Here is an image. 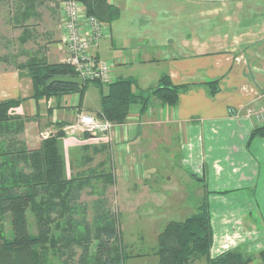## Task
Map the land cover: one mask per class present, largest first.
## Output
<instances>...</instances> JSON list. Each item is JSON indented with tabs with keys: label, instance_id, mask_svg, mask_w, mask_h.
Returning <instances> with one entry per match:
<instances>
[{
	"label": "crops",
	"instance_id": "obj_1",
	"mask_svg": "<svg viewBox=\"0 0 264 264\" xmlns=\"http://www.w3.org/2000/svg\"><path fill=\"white\" fill-rule=\"evenodd\" d=\"M108 1L120 7V15L103 23L104 36L92 52L111 63L114 80L132 79L136 93L148 95L166 75L175 84H187L175 106L152 96L148 108L134 105L111 136L86 138L81 130L70 134L66 127L81 112L98 115L100 88L94 105L86 102L87 92L83 97L54 96V102L31 98L33 80L27 68L16 67L9 52L22 50L24 59L17 61L21 64L32 57L64 62L62 0H32L27 23L34 25L26 41L23 29L12 22L26 5L18 12L12 0L0 3V15L20 42L11 51L0 47V100L25 99L15 111L32 117L24 133L30 149L39 148L44 137L56 131L54 123L69 122L61 142L68 175L102 170V162L112 164L115 180L125 178L124 185L132 186L126 208H119L130 211L132 225L139 218L135 211L144 209L145 196H152L151 208L164 197L144 183V173L160 175V167L174 163V150L180 151L178 171L184 174L177 176L188 177L194 187L187 191V204L191 201L199 209L208 194L214 231L211 256L238 246L256 255L250 264H262L264 136L250 140V135L264 124V0ZM215 79L220 80L216 93L207 84ZM161 158L166 162H155ZM120 167L126 172L117 175ZM222 191L231 192L232 201L230 195H220ZM165 199L169 204L174 200ZM219 199L224 202L215 204Z\"/></svg>",
	"mask_w": 264,
	"mask_h": 264
},
{
	"label": "trees",
	"instance_id": "obj_2",
	"mask_svg": "<svg viewBox=\"0 0 264 264\" xmlns=\"http://www.w3.org/2000/svg\"><path fill=\"white\" fill-rule=\"evenodd\" d=\"M80 1L87 13L97 16L102 23L109 24L120 15V7L108 0ZM33 4L32 0H17L18 12L20 7H26L22 14L15 15L16 23L11 17L13 25L23 29L21 38L25 41L34 25L27 23L29 5L32 9ZM32 58L16 64L17 68H27L33 80L31 98L39 101L71 93L85 95L89 80H85L84 85L49 82L55 76H77L71 66ZM93 82L100 85L102 94L98 115L115 124L126 122L136 104H140L142 110L148 108L152 96L163 105L175 106L180 93L188 88L187 84L173 83L168 75L163 76L161 85L148 95L136 93L134 81L129 78L107 85ZM207 84L214 93L220 90L218 79ZM24 100H0V264H126L132 256L125 249L130 248V244L122 238L117 223L118 210L110 205L109 191L115 179L106 180V187L97 191V178L110 173L95 169L90 173L83 170L68 175L61 142L67 135L64 128L69 122L54 123L56 131L44 137L39 148L30 149L24 133L32 117L15 112ZM90 136L83 133V137ZM257 136H264V124L252 129L250 140ZM85 193L89 200L84 199ZM30 214L35 217L37 232L29 225ZM213 241L211 207L206 192L197 212L185 220L169 223L159 234L153 253L158 256L159 264H250L256 258L254 253L238 246L211 256ZM260 255L264 264V249Z\"/></svg>",
	"mask_w": 264,
	"mask_h": 264
},
{
	"label": "rangeland",
	"instance_id": "obj_3",
	"mask_svg": "<svg viewBox=\"0 0 264 264\" xmlns=\"http://www.w3.org/2000/svg\"><path fill=\"white\" fill-rule=\"evenodd\" d=\"M12 6H15L16 10L18 6H16L17 0H12ZM19 3V2H18ZM1 21H5L4 23H1ZM18 33L13 35V33H10L9 28L7 27L6 18H2L0 15V47L7 48L9 51L12 50L13 46L19 45L18 42H16V36ZM4 37V38H3ZM8 45V46H7ZM19 51H13L9 52V55L12 56L10 59L16 61V64L19 59H24V52ZM13 53V54H12ZM0 55H4L3 53H0ZM20 57V58H19ZM2 61H0V65ZM100 85L96 82H88L85 93L87 92V98L86 102L89 105H94L95 101L97 100V96L99 95V87ZM66 95V94H65ZM74 95V94H71ZM72 97V96H69ZM41 100V99H40ZM55 99L50 101L54 102ZM18 109V107H17ZM71 107L69 108V110ZM16 112V111H15ZM77 119V118H76ZM121 124V123H120ZM89 133V132H87ZM90 134V133H89ZM173 151V150H171ZM180 151L174 150L172 159L174 161L171 162V167H167L166 165L163 167H160L159 172L161 174H152L150 173L149 176L147 175V172L144 173V183L147 181L149 184V188H152L158 193L159 195H162L164 197H160V200L162 203H160L155 208L152 207L151 197L152 196H145L147 198V201L142 204L144 205V209H139L135 211V214L139 217L135 221L136 223L132 225V219L130 216V211L128 209H122L120 210V206L122 208H126L127 205H125L126 201H129V190L132 188V186L129 188V186L124 185L125 178H117V180L113 181L112 189L109 191V196L111 198V207L118 210L117 212V223L119 227L121 228V234L122 238L125 243L130 244V248L127 247L126 252L130 253L132 256L126 260V264H157V257L153 253V249H155L158 245V237L159 234L166 228V226L173 222V221H182L185 220L188 216H191L195 212L198 211V209H195V204L192 205L191 201H188L187 204V196H188V189L194 188L189 183V178H184L183 176H177V173L180 172V174H184V171H178L180 166ZM163 158L156 160L155 162H161ZM158 168V167H157ZM156 168V169H157ZM121 171L126 172V169L124 167H120V172L117 173V175L121 174ZM102 173H110L108 176H102L97 178L98 183L97 191L102 190L106 187L105 181L110 180V178L115 179V169L113 168L112 164L110 163H104L102 162ZM110 176V177H109ZM169 176L173 177L171 181H166L163 177ZM175 178L177 180H175ZM130 179V178H129ZM128 179V181H129ZM139 178L133 179L134 181H139ZM178 179H181V181H178ZM195 179V177H194ZM131 181V179H130ZM185 185H184V183ZM108 183V182H107ZM150 190V189H148ZM223 190V189H220ZM152 191V190H151ZM173 193V194H167V193ZM158 195V196H159ZM220 195L223 196H229V201H232V194L231 192L222 193ZM139 196V195H138ZM172 197L174 198L173 203L169 204L167 203V200L165 197ZM84 199L89 200L90 197L88 194H84ZM117 202L119 204H117ZM224 200L219 199L215 204L219 205V203H223ZM165 210H164V209ZM193 208V209H191ZM147 209V210H146ZM150 211V214L148 215L147 212ZM29 225L31 226V230L33 232H37V227L35 223V217L30 214L29 216ZM7 227H9V222L6 224ZM142 254V255H137ZM159 259V258H158ZM262 259V258H260ZM200 264H203L201 262Z\"/></svg>",
	"mask_w": 264,
	"mask_h": 264
},
{
	"label": "built area",
	"instance_id": "obj_4",
	"mask_svg": "<svg viewBox=\"0 0 264 264\" xmlns=\"http://www.w3.org/2000/svg\"><path fill=\"white\" fill-rule=\"evenodd\" d=\"M65 32L63 42L66 50L64 63L71 66L84 80L109 84L114 81L112 65L92 52L104 36V24L97 16L87 13L80 0L62 1ZM115 123L103 116L81 112L76 122L66 128L70 134L77 130L89 132L92 137L111 136Z\"/></svg>",
	"mask_w": 264,
	"mask_h": 264
},
{
	"label": "water",
	"instance_id": "obj_5",
	"mask_svg": "<svg viewBox=\"0 0 264 264\" xmlns=\"http://www.w3.org/2000/svg\"><path fill=\"white\" fill-rule=\"evenodd\" d=\"M54 81H62V82H75L80 85L85 84V80L78 76H55L52 79H50V83Z\"/></svg>",
	"mask_w": 264,
	"mask_h": 264
},
{
	"label": "bare ground",
	"instance_id": "obj_6",
	"mask_svg": "<svg viewBox=\"0 0 264 264\" xmlns=\"http://www.w3.org/2000/svg\"><path fill=\"white\" fill-rule=\"evenodd\" d=\"M90 81V80H89Z\"/></svg>",
	"mask_w": 264,
	"mask_h": 264
}]
</instances>
